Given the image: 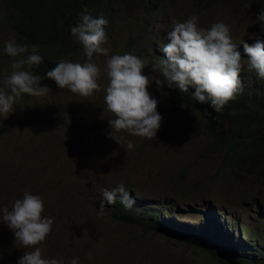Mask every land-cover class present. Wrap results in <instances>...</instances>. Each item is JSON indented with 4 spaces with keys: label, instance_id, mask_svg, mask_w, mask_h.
Instances as JSON below:
<instances>
[{
    "label": "rangeland",
    "instance_id": "1",
    "mask_svg": "<svg viewBox=\"0 0 264 264\" xmlns=\"http://www.w3.org/2000/svg\"><path fill=\"white\" fill-rule=\"evenodd\" d=\"M262 8L264 0H192L160 10L153 18L155 32L143 35L140 45L132 49L133 55L144 61L145 75L163 80L159 71H153L157 62L151 52L156 46L163 53L174 21L184 22L194 14L204 28L223 22L235 40L254 33L251 29L258 23L256 18ZM11 12L6 0H0V87L13 63L4 51L5 43L15 40L22 44L9 26ZM112 22L108 28L112 44L102 45L109 49V56L117 55L121 41L144 21L137 8L125 5ZM38 54L42 56L43 52ZM106 59L97 54L92 57L101 68V90L91 98L59 90L53 80L46 79L44 86L51 90L49 95L32 96L19 110L14 105L7 119L0 117V131L7 127L0 133V208L11 209L26 191L41 196L43 214L53 217L54 224L40 246L45 258L61 260L63 264L73 259L77 264H219L217 257L172 238L192 235L209 211L201 201L215 200L211 195L224 198V202L215 201L214 206L225 204L222 207H228L226 215L251 230L250 235L246 229L242 238L251 245V251H262L264 201L258 199L264 200V191L254 185L256 170L225 172L222 158L210 151L200 120L175 110L178 103L170 97L166 84L158 89L153 82L148 89L158 101L157 112L167 115L165 127L159 128L155 139L120 133L119 145L108 137V119L114 117L104 100L108 84ZM68 60L85 63L88 57L85 51H79ZM11 118L18 119L17 125L6 124ZM53 118L57 119L55 124ZM227 129L230 127L226 126L222 133ZM128 141L134 145L131 150L127 148ZM121 183L141 220L153 221L155 231L149 233L115 222L112 210L120 203L119 196L113 205L105 202L100 212L104 190ZM197 185H203V192L190 194L188 190ZM243 194L246 200L241 199ZM160 209L165 215L157 220L146 217L147 212L155 215ZM240 240L231 241L235 250H239L236 244ZM245 246L239 251H250ZM31 250L15 241L13 231L0 222V264H17L24 251Z\"/></svg>",
    "mask_w": 264,
    "mask_h": 264
},
{
    "label": "clouds",
    "instance_id": "2",
    "mask_svg": "<svg viewBox=\"0 0 264 264\" xmlns=\"http://www.w3.org/2000/svg\"><path fill=\"white\" fill-rule=\"evenodd\" d=\"M198 20L193 14L184 22L174 21L167 33L168 42L162 49L163 53L158 47H153L151 53L154 59L158 58L153 71H159L163 80L155 75L147 76L143 73L146 67L144 61L133 55L132 49L126 48L127 39L131 34L121 41L122 46L115 51L117 55L109 56V49L102 46L105 42L112 44L110 36L104 31L108 21L103 16L93 17L82 13L79 22L71 28L72 36L80 43L79 51H85L88 62H73L68 60L69 57L61 60L45 74L35 75L32 72L34 68L30 70L32 67H40L43 63L44 58L38 54L39 45L29 47L27 44H18L15 40L7 41L4 51L13 58V63L10 75L4 77L3 86L0 87V117L7 119L14 111V105L19 110L32 96L49 95L51 90L44 86L46 79L53 80L59 90L84 98L99 92L101 68L92 60L94 54L107 58L104 72L108 84L104 100L107 111L114 117L108 119V137L119 145L122 143L120 133L153 140L159 128L164 129L167 115L157 112L158 101L148 91L153 82L158 89L166 84L170 97L178 103L175 110H178L180 105L182 108L187 107L185 102L190 100H196L200 106H208L215 112L226 110L228 107L229 110L239 100L244 88L248 91L252 87L253 77L264 78V8L256 18L258 23L251 29L252 32H259L235 40L232 39L230 28L225 23L217 22L209 28H204L199 25ZM79 51L73 52L72 57ZM17 57L21 58L15 59ZM25 65L28 67L25 68ZM183 115L187 116L188 113ZM189 116L194 118V115ZM17 118H11L9 124L17 125ZM211 118L210 116L209 119ZM56 122L57 119L53 118L52 124ZM231 122L229 120L228 124ZM133 147V143L128 141L127 148L131 150ZM118 196L125 207L133 205L124 184L121 183L111 190H104L100 212L103 213L105 202L113 205ZM211 203L214 202L201 201L202 206L207 205L209 211L203 215L192 235H174L172 238L194 249L195 246L186 243L196 244L197 251L218 259L222 254L230 252L231 257L226 260L227 263L235 262L238 252L243 254L242 257L246 252L251 253V257L256 253L264 256V244L262 251L255 253L249 248L251 245L242 239L248 228L226 215L228 207L214 206ZM43 213L42 197L27 191L22 198L13 202L11 209L0 208V222L13 231L15 241L24 249H32L24 251L17 264H63L61 260L45 258L43 255L40 245L51 233L54 224V218ZM162 215L165 214L160 209L155 215L148 212L146 217L157 220ZM261 215L264 221V211ZM113 220L122 223L115 218ZM149 224L148 229L144 231H155L153 221ZM249 234H252L251 230ZM236 239L242 240L236 244L239 250L247 245L245 249L250 251L235 250L231 241L235 242ZM70 264H77V260L73 259Z\"/></svg>",
    "mask_w": 264,
    "mask_h": 264
},
{
    "label": "trees",
    "instance_id": "3",
    "mask_svg": "<svg viewBox=\"0 0 264 264\" xmlns=\"http://www.w3.org/2000/svg\"><path fill=\"white\" fill-rule=\"evenodd\" d=\"M189 1L192 0H6V3L12 11L7 18L9 26L21 43L29 47L39 45V51L43 52V63L32 70L33 74L41 75L50 71L61 60L72 57L73 52L80 50V43L72 36L71 28L79 22L82 13L105 17L108 24L104 31L111 36L107 29L113 24L112 20L117 12L125 5L137 8L142 13L144 22L141 26L134 27L126 46L127 49H136L144 34L154 33L156 25L153 18L158 11L170 10ZM157 59L156 57L154 60ZM185 105V108L180 105L177 111L194 115L200 120L206 138L210 141V151L222 158L225 172L234 174L256 170L253 176L254 185L258 190L264 191V78L253 77L252 87L248 91L244 88L239 100L229 110L228 107L226 110L215 112L208 106H200L196 100L185 102ZM210 116L213 120L209 121ZM229 120L232 122L228 124ZM226 126L230 129L222 133ZM6 130L7 127H3L0 133ZM204 189L203 185H197L191 187L188 192L198 195ZM210 197L215 198L213 202H224V198L211 195ZM129 199L133 201L132 197ZM241 199L246 200L244 194ZM258 200L263 202L262 199ZM112 214L113 218L125 225L139 226L143 230L150 226L139 217L134 201L131 207H125L120 200V203L113 207ZM186 244L197 248L196 244ZM221 256L217 262L228 264L226 260L231 257V253L226 252ZM242 256L243 254L238 252L235 262L264 264V256L261 254L256 253L251 257V253L246 252L244 257Z\"/></svg>",
    "mask_w": 264,
    "mask_h": 264
},
{
    "label": "bare ground",
    "instance_id": "4",
    "mask_svg": "<svg viewBox=\"0 0 264 264\" xmlns=\"http://www.w3.org/2000/svg\"><path fill=\"white\" fill-rule=\"evenodd\" d=\"M155 32V31H154ZM70 52H71V50H70ZM250 196V195H249ZM264 201V200H263ZM253 205V204H252ZM255 208V207H254ZM264 208V207H263ZM229 214V213H228ZM248 230V229H247ZM250 230V229H249ZM263 230V229H262ZM256 234V233H255ZM162 236V235H161ZM259 236V235H258ZM163 237V236H162ZM178 244H180V243H178ZM182 245V244H181ZM176 248V247H175ZM185 248H186V246H185ZM186 250V249H185ZM197 251V250H196ZM198 253V252H197ZM196 254V253H195ZM196 256H197V254H196ZM202 256V255H201ZM193 257V256H192ZM194 261V260H193ZM208 262V261H207ZM210 262V261H209ZM191 263V262H190Z\"/></svg>",
    "mask_w": 264,
    "mask_h": 264
},
{
    "label": "water",
    "instance_id": "5",
    "mask_svg": "<svg viewBox=\"0 0 264 264\" xmlns=\"http://www.w3.org/2000/svg\"><path fill=\"white\" fill-rule=\"evenodd\" d=\"M228 264H239V263H236V262H229Z\"/></svg>",
    "mask_w": 264,
    "mask_h": 264
}]
</instances>
